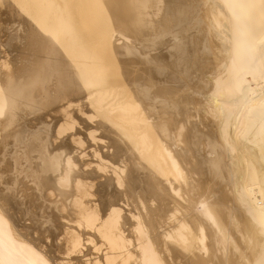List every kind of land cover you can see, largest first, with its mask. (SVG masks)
Listing matches in <instances>:
<instances>
[{"label":"bare ground","instance_id":"1","mask_svg":"<svg viewBox=\"0 0 264 264\" xmlns=\"http://www.w3.org/2000/svg\"><path fill=\"white\" fill-rule=\"evenodd\" d=\"M0 264H264V0H0Z\"/></svg>","mask_w":264,"mask_h":264},{"label":"rangeland","instance_id":"2","mask_svg":"<svg viewBox=\"0 0 264 264\" xmlns=\"http://www.w3.org/2000/svg\"><path fill=\"white\" fill-rule=\"evenodd\" d=\"M9 30H10V32H11V34H14L15 32H14V30L12 29V27H10V25H9ZM44 120L47 122V123H50V122H52V119H50V120H48V118H47V120L44 118ZM35 122V121H34ZM36 124H37V122H36ZM84 126H86V123H84ZM81 131L82 132H85V129L84 128H81ZM88 169H90V168H88ZM88 257V256H87ZM85 258V257H84ZM75 263V262H74Z\"/></svg>","mask_w":264,"mask_h":264}]
</instances>
